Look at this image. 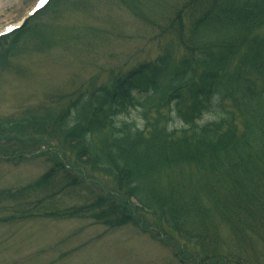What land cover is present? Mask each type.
Instances as JSON below:
<instances>
[{"label":"trees","instance_id":"trees-1","mask_svg":"<svg viewBox=\"0 0 264 264\" xmlns=\"http://www.w3.org/2000/svg\"><path fill=\"white\" fill-rule=\"evenodd\" d=\"M123 12L154 57L115 53ZM54 51L95 69L0 115V164L51 155L0 223L147 215L180 264H264V0H49L0 35V78Z\"/></svg>","mask_w":264,"mask_h":264},{"label":"rangeland","instance_id":"rangeland-1","mask_svg":"<svg viewBox=\"0 0 264 264\" xmlns=\"http://www.w3.org/2000/svg\"><path fill=\"white\" fill-rule=\"evenodd\" d=\"M41 3L42 0H0V34L18 26ZM114 18L119 25L113 46L117 55L138 50L141 60L154 57V45L135 37V21L127 13ZM106 62L100 59L97 65L105 66ZM20 63L23 76L5 74L0 78V115L34 105L45 94L63 87L69 77L83 73L87 76L95 69L89 66L83 71L82 62L58 51L32 55ZM34 140L38 146H29L33 157L17 166L0 164V188L26 185L49 167V150L40 145L44 143L41 139ZM158 225V220L140 214L116 229L79 217H35L0 223V264H180L181 255L158 242Z\"/></svg>","mask_w":264,"mask_h":264},{"label":"snow or ice","instance_id":"snow-or-ice-1","mask_svg":"<svg viewBox=\"0 0 264 264\" xmlns=\"http://www.w3.org/2000/svg\"><path fill=\"white\" fill-rule=\"evenodd\" d=\"M46 2V0H42V3Z\"/></svg>","mask_w":264,"mask_h":264},{"label":"water","instance_id":"water-1","mask_svg":"<svg viewBox=\"0 0 264 264\" xmlns=\"http://www.w3.org/2000/svg\"><path fill=\"white\" fill-rule=\"evenodd\" d=\"M30 15H32V14H30ZM27 19V18H26ZM26 19H24V20H26Z\"/></svg>","mask_w":264,"mask_h":264}]
</instances>
